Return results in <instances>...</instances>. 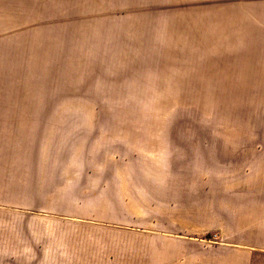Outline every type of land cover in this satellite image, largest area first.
I'll return each mask as SVG.
<instances>
[{
	"label": "rangeland",
	"instance_id": "1",
	"mask_svg": "<svg viewBox=\"0 0 264 264\" xmlns=\"http://www.w3.org/2000/svg\"><path fill=\"white\" fill-rule=\"evenodd\" d=\"M0 264H264V0H0Z\"/></svg>",
	"mask_w": 264,
	"mask_h": 264
}]
</instances>
